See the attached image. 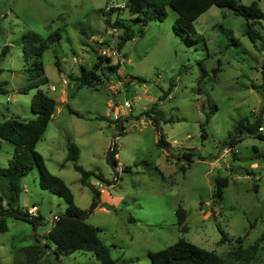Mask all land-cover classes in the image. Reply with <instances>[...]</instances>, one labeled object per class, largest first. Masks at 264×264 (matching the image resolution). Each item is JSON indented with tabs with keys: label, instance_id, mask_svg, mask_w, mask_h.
Here are the masks:
<instances>
[{
	"label": "rangeland",
	"instance_id": "1",
	"mask_svg": "<svg viewBox=\"0 0 264 264\" xmlns=\"http://www.w3.org/2000/svg\"><path fill=\"white\" fill-rule=\"evenodd\" d=\"M125 1L0 0V81L7 88L0 93V121L35 115L30 101L37 87L23 90L31 63L21 51L22 33L33 30L46 37L58 30L60 39L49 42L41 54L43 74L37 80L56 99V108L35 149L47 169L69 186L80 208L87 210L94 189L98 191L97 206L85 221L98 228L113 264H152L149 250L179 238L213 250L230 264H264V130L257 135L243 129L234 144L227 143L238 123L253 122L264 105L261 90L252 86L263 79L264 20L253 24L259 33L253 41L243 15L212 4L193 21L202 38L187 41L173 31L178 13L166 5L163 20L149 21L143 34L123 44L120 81L100 73L95 86L80 83L71 76L80 64L90 66L104 40L115 46L116 31L105 17L110 12L114 19L117 11L106 9ZM256 1L264 11V0ZM120 15L128 17L125 9ZM170 84V93L159 98ZM114 104L119 105L117 119ZM151 106L153 116L145 111ZM160 133L167 146L156 143ZM68 142L78 148L75 162L90 172L85 182L74 161L65 159ZM111 147L116 148V167L108 159ZM187 149L190 159L182 154ZM12 153L13 145L1 139L0 167ZM216 176L228 177L219 198L213 195ZM21 186L19 206L36 205L42 221L34 227L5 216L0 264H25L26 251L39 247L43 250L36 264L96 263L91 250L56 255L53 243L46 241L44 234L55 214L64 212L66 201L40 187L36 166ZM179 207L184 213L180 221Z\"/></svg>",
	"mask_w": 264,
	"mask_h": 264
},
{
	"label": "trees",
	"instance_id": "2",
	"mask_svg": "<svg viewBox=\"0 0 264 264\" xmlns=\"http://www.w3.org/2000/svg\"><path fill=\"white\" fill-rule=\"evenodd\" d=\"M212 4L229 6L236 13L243 15L247 20L245 32L250 39L255 41L259 37V33L253 27V24L264 20V11L258 7L256 0L249 4L237 3L236 0H126L123 5L111 6L106 9L107 12L115 9L117 15L112 19L111 13L108 12L105 22L116 31L113 34L115 47L120 51L127 40L143 34L144 25L149 21L163 20L167 14L165 6L169 5L178 13L172 24L175 34L187 41H194L202 37L196 32L193 21ZM122 9L127 11L128 17L120 15ZM60 37L61 33L58 30H53L46 37L33 30H28L23 32L20 37V47L24 60L31 63L26 68L27 78L30 81L23 90L30 86L37 87L30 101V108L35 115L28 119L9 116L0 121V140H7L13 145L12 157L9 158L6 166L0 167V186L3 191L0 194V230L7 229L6 215H13L27 220L34 227L42 221V215L38 212V209L33 213L29 212L28 208L20 207L18 204L19 192L22 190L21 180L34 165L38 170L40 187L62 196L66 201L64 212L55 214L52 225L44 234L48 244L49 242L53 243V251L56 255L69 254L76 249H86L93 251L95 254L97 262L94 264H113L114 260L110 256L107 246L98 237V228L85 221V217L97 206L98 191L94 189L93 199L87 210L80 208L74 202L69 186L60 176L51 173L47 169L43 156L35 149L36 142L46 129L56 108V99L38 87L39 82L37 80H41L40 76L43 74L41 54L49 42L57 41ZM102 43L103 45H109L108 39ZM6 49L7 45L2 51ZM111 61V57L96 52L95 59L90 66L80 64L78 73L71 74V76L88 86H95L96 80L100 78V73L114 74L119 79L121 77L118 71L119 63H111ZM54 62L58 67L60 66L57 56ZM218 69V67H215L214 70L217 71ZM260 71L263 78L262 82L252 84V86L260 89L264 97V63H262ZM131 77L136 78L138 81H144L141 76ZM170 90L171 84L166 90L162 91L159 98L168 95ZM6 91V81H0V93ZM145 111L151 116L154 115L152 106L146 108ZM263 113L264 105L259 117H256L253 122L245 124L240 121L235 128V133L230 135L227 143L229 145L234 144L238 139L237 133L243 129L261 135L259 127L262 125L261 115ZM208 116L206 115L207 119ZM153 120L157 122L155 118ZM201 128L202 136L205 137L206 130L203 123H201ZM156 143L159 146L168 145L162 133L159 134ZM115 153V147L108 150V159L114 166L117 165ZM182 154L186 159H190V150H184ZM77 156L78 148L76 144L68 142L65 159L74 161L75 168L81 173L82 182H85L90 172L75 162ZM261 157L264 158V152L261 153ZM227 183V176H216L213 195L218 198L221 197L223 187ZM257 186V183H255V189H257ZM176 213L178 220H182L184 217L183 209L179 207ZM225 237L226 235L223 232L221 240ZM42 250L41 247L28 249L25 264H36ZM148 255L152 264H230L226 258L213 250L206 249L185 238H179L157 250H149Z\"/></svg>",
	"mask_w": 264,
	"mask_h": 264
},
{
	"label": "built area",
	"instance_id": "3",
	"mask_svg": "<svg viewBox=\"0 0 264 264\" xmlns=\"http://www.w3.org/2000/svg\"><path fill=\"white\" fill-rule=\"evenodd\" d=\"M98 52L100 53V54H103V55H106V56H109V57H111V59L112 58H114V57H116L117 58V60L115 61V62H118L119 63V68H121V64H122V62L124 61V56L123 55H121V53L116 49V47L115 46H113V45H102L100 48H99V50H98ZM114 62V63H115ZM119 68H118V71H119ZM62 83H66L67 82V79L65 78V77H63L62 78ZM115 85H117V84H115ZM115 85H112L111 86V88L113 89V91H115ZM49 88L50 89H52V90H54V89H56V86L54 85V84H50V86H49ZM111 105L113 104L111 101L109 102ZM125 105H128L127 103L125 104ZM119 105H117V104H114V106H113V109H114V118L115 119H117L119 116H118V107ZM261 118H262V121L264 120V113L261 115ZM259 129L261 130V131H263L264 130V126L263 125H261L260 127H259ZM116 166H118V165H116ZM115 166V167H116ZM28 210H29V212H35L36 210H37V206L36 205H31L29 208H28Z\"/></svg>",
	"mask_w": 264,
	"mask_h": 264
},
{
	"label": "crops",
	"instance_id": "4",
	"mask_svg": "<svg viewBox=\"0 0 264 264\" xmlns=\"http://www.w3.org/2000/svg\"><path fill=\"white\" fill-rule=\"evenodd\" d=\"M90 38V37H89ZM121 70V71H120ZM119 72H121L122 73V69L121 68H119ZM132 78V77H131ZM118 81H120V79L118 80ZM144 85V84H143ZM145 86V85H144ZM145 89H146V86H145ZM62 99H66V94H64L63 96H62ZM145 108H147V107H145ZM117 162H119V160L117 159Z\"/></svg>",
	"mask_w": 264,
	"mask_h": 264
}]
</instances>
